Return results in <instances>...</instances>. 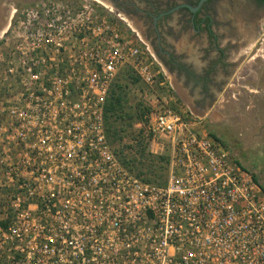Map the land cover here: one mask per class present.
Returning <instances> with one entry per match:
<instances>
[{
  "label": "built area",
  "instance_id": "built-area-1",
  "mask_svg": "<svg viewBox=\"0 0 264 264\" xmlns=\"http://www.w3.org/2000/svg\"><path fill=\"white\" fill-rule=\"evenodd\" d=\"M14 14L0 69V264H264L262 187L169 95L145 133L153 154L170 144L166 185L113 150L105 105L119 72L163 86L122 16L97 0Z\"/></svg>",
  "mask_w": 264,
  "mask_h": 264
},
{
  "label": "flooded vegetation",
  "instance_id": "flooded-vegetation-1",
  "mask_svg": "<svg viewBox=\"0 0 264 264\" xmlns=\"http://www.w3.org/2000/svg\"><path fill=\"white\" fill-rule=\"evenodd\" d=\"M98 2L122 16L195 118L222 96L263 92L264 4L258 0Z\"/></svg>",
  "mask_w": 264,
  "mask_h": 264
},
{
  "label": "rangeland",
  "instance_id": "rangeland-1",
  "mask_svg": "<svg viewBox=\"0 0 264 264\" xmlns=\"http://www.w3.org/2000/svg\"><path fill=\"white\" fill-rule=\"evenodd\" d=\"M38 1L42 0H0V26L5 22L8 24L4 33H0V69L1 59L12 53L15 47L13 34H5L10 24L13 25L16 21L14 11H21ZM262 38L264 39V36ZM260 61V64H264V59L260 58ZM155 65L161 71L162 87L158 85L155 89H149L140 80L135 82L134 79L139 78L130 68L122 69L113 83V86L122 87L125 99L124 109L120 115L123 119H117L116 122L113 120L111 126L113 131L117 132L116 139L113 134L111 139V146L115 153L120 157L132 159L139 156L137 153L139 143H143V146L152 155L170 159L169 142L161 141L164 148H160L159 154H153L151 143L145 134L149 115L154 111V105L161 96L169 95L175 103L174 107L189 114L193 119L201 120V129L226 147L234 159L252 173L264 190V82L262 93L247 92L241 94L240 100L233 98V96L237 98L241 96L238 94H232L230 98L222 96L211 112L200 118H195L173 92L161 68L156 63ZM142 113L145 114L142 115ZM152 162L150 158L145 161L147 165L153 164L157 169L162 167V162L159 159L156 158ZM138 170L145 171L142 167ZM138 170H135V174ZM158 173L162 175V171ZM167 174H170L169 166L166 176Z\"/></svg>",
  "mask_w": 264,
  "mask_h": 264
},
{
  "label": "trees",
  "instance_id": "trees-1",
  "mask_svg": "<svg viewBox=\"0 0 264 264\" xmlns=\"http://www.w3.org/2000/svg\"><path fill=\"white\" fill-rule=\"evenodd\" d=\"M258 1L264 4V0H258ZM134 80L135 82H139V79L135 78ZM124 104H125V99H124V93L122 87L119 85H114V86L112 85L110 89L109 97L105 105L106 132L110 144L112 143L111 141L112 134L115 139L117 136V132L113 131L111 127L112 121L114 120L116 122L117 119H123L120 115L124 109ZM144 114L145 113H142V115ZM213 138L217 140L215 137ZM137 153L139 154V156L134 157L132 159H128L127 157H120L118 155L117 156L122 162V164L134 173L135 170H138L139 168L142 167L145 171L138 170L136 175L142 178L143 180L150 183L166 185L169 179V175L167 174L166 176V173L168 172L170 159L168 157H163V156L158 157L152 155L151 153H149L148 149L143 146V143H139V149L137 150ZM147 158H150L151 163H153L152 160L154 161L156 158L159 159V161L162 162V167H159L157 169L156 167L153 166V164L151 166L147 165L145 163ZM159 171L160 172L162 171V175L158 173ZM148 176L149 178H147Z\"/></svg>",
  "mask_w": 264,
  "mask_h": 264
},
{
  "label": "water",
  "instance_id": "water-1",
  "mask_svg": "<svg viewBox=\"0 0 264 264\" xmlns=\"http://www.w3.org/2000/svg\"><path fill=\"white\" fill-rule=\"evenodd\" d=\"M206 1V0H205ZM7 22H5V23H3L1 26H0V33L2 34V33H4V30L6 29V27H7Z\"/></svg>",
  "mask_w": 264,
  "mask_h": 264
}]
</instances>
